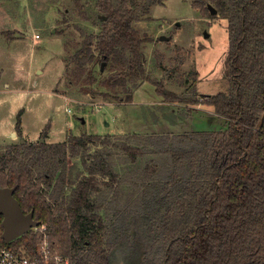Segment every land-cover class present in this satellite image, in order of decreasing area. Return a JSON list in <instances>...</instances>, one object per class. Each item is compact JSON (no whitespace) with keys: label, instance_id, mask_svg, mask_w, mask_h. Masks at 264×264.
Wrapping results in <instances>:
<instances>
[{"label":"trees","instance_id":"trees-1","mask_svg":"<svg viewBox=\"0 0 264 264\" xmlns=\"http://www.w3.org/2000/svg\"><path fill=\"white\" fill-rule=\"evenodd\" d=\"M162 2L94 0L100 30L83 33L69 56L72 65L64 66L68 83L84 84V92L92 95L130 102L133 87L148 81L171 108L184 106L182 116L204 105L223 126L171 136L133 132L120 142L109 135L69 133L66 140L47 142V124L38 141L18 140L0 152V186H16L13 195L22 211L33 210V218L46 225L51 244L73 264H110L108 250L128 239L122 231L126 228L141 242L145 264H264V0L191 1L202 15L227 21L230 90L212 95L196 91V71L189 75L193 83L178 93L146 70L143 46L151 38L134 23ZM94 61L109 65L105 91L92 86L97 81ZM21 112L15 123L19 135ZM92 141L99 143L90 151ZM111 147L132 165L146 151L168 155L165 166L161 158L143 163L140 184L131 186L139 189L136 203L122 209L123 178L111 164ZM67 156L79 157L82 171L66 192ZM131 169L137 168L124 172ZM102 187H110L117 198L114 214L123 215L125 222L131 216L124 228L107 225L103 203L92 198ZM2 219L0 214V248L36 245L31 229L5 241Z\"/></svg>","mask_w":264,"mask_h":264},{"label":"rangeland","instance_id":"rangeland-1","mask_svg":"<svg viewBox=\"0 0 264 264\" xmlns=\"http://www.w3.org/2000/svg\"><path fill=\"white\" fill-rule=\"evenodd\" d=\"M191 1L163 0L161 5H153L147 16L134 23L141 35L151 38L143 46L146 70L178 93L193 83L189 77L192 71L198 74L195 84L198 93H228L230 79L227 53L230 44L226 18L202 15L198 9L191 7ZM99 19L100 13L94 0H0V83L4 81L5 70L11 71L7 78L21 75L23 66L16 58L22 55L26 66L34 74L30 81L32 89L25 86L22 91H8L0 97V144L8 142L9 138L3 135L15 125L20 110L21 135L16 131L15 134L23 139L24 132V138L35 139L33 142L39 140L47 124L46 141L66 140L69 133H96L109 135L110 140L120 142L126 140V136H131L132 131L145 135L196 131L197 128L192 126V117L199 120L196 124L199 126L205 113L220 120L210 107L201 105L195 115L183 116L184 106H173L165 112L167 116L171 112L180 115L176 125L170 126L166 119L160 122L157 104L162 103V97L148 81L138 85L140 90L133 93L130 102L118 101L99 93L92 95L84 92V84L68 83L64 66L66 63L72 65L69 56L80 46L83 33L100 30ZM36 34L39 36L35 37ZM163 34L168 39L160 40ZM29 52L32 55H28ZM180 58L178 63L177 59ZM101 64L98 61L92 63L93 74L97 77L92 86L105 91L103 81L110 69L106 62L103 66ZM17 84L21 86L19 81ZM136 88L135 85L133 91ZM121 95L124 96L123 93ZM200 127L204 129L207 126ZM94 143L89 142L90 151L99 142ZM8 145H3L0 152ZM121 153L116 148L111 149V164L123 178L118 199L122 209L123 204L136 203L135 194L139 189L134 191L135 186H131L133 183L140 184L139 168L143 163L151 158H161L165 166L168 155L164 153L161 157L160 154L146 151L137 164L132 165L125 164V157H119ZM130 166L137 169L125 173L124 170ZM65 167L64 190L67 192L81 174L80 158L67 156ZM92 198L103 203L101 213L107 225L119 224L124 228L125 224H129L131 216L125 222L123 215L114 214L117 198L112 195L110 187H102L99 192L92 194ZM122 231L128 235V239L108 250L110 264H145L144 248L135 237L134 230L126 228Z\"/></svg>","mask_w":264,"mask_h":264},{"label":"built area","instance_id":"built-area-1","mask_svg":"<svg viewBox=\"0 0 264 264\" xmlns=\"http://www.w3.org/2000/svg\"><path fill=\"white\" fill-rule=\"evenodd\" d=\"M39 35L36 34L35 37ZM36 245L28 247L3 246L0 248V264H73L70 258L59 253L51 244L45 224L31 228Z\"/></svg>","mask_w":264,"mask_h":264},{"label":"crops","instance_id":"crops-1","mask_svg":"<svg viewBox=\"0 0 264 264\" xmlns=\"http://www.w3.org/2000/svg\"><path fill=\"white\" fill-rule=\"evenodd\" d=\"M28 55H32L31 52H29ZM16 59H18V62L19 63H22L21 66H23V69L21 70V75L16 76V77L14 76L12 78H9V77L7 78L6 76H10L9 73H11V71L5 70L4 81H3L2 84L0 83V97L2 95H4V94H7L8 91H22L25 88V86H29L30 89H32V86L30 85V81L34 77V74L26 66L25 59H24V56L23 55L20 56V57H17ZM8 70H11V69L9 68ZM16 71H19V70H16ZM17 81H19L21 83L20 84L21 86H19L17 84ZM18 88H20V89H18ZM139 90H140V88L137 87L135 89V91H133V93L134 92L137 93ZM0 100H2V99H0ZM161 100H162V103L161 104H159V103L157 104L159 106L160 122L163 121L164 119H166L168 121V123H169L170 126L176 125V123L179 121L178 120V117H175V116L170 115L169 112H168L169 116H166L165 113H167V112H165V111H169L172 108L170 107V104L169 103L163 102V99H161ZM205 110L206 111L207 110L210 111L212 109L210 108V110L209 109H205ZM212 113L214 114L213 110H212ZM194 115H195V113H194ZM204 115H205V117L202 119V121L200 120V125L199 126H197L198 125L197 123H199V120H196V117H192V120L191 121H193V124H192L193 128H197V130L198 129L200 130V129H202L200 126H207L204 129L214 130V129L218 128L219 126H223L224 123L223 122H220L219 123L220 120H218V118H215L214 116H211V115L210 116H207L206 113ZM14 126L11 128V130H9L7 133H5L3 135L4 138L8 137L9 140H8V142H2V144H0V149L1 150L3 149L2 148L3 145H8V144L10 145V144L16 143L18 140L21 141L22 138L21 137H18L16 134H14L15 133ZM193 130H195V129H193ZM132 132H137V131H132ZM172 133L173 132H170V134H172ZM24 136L25 135H24V132H23V139L25 141H27V142H33L35 140V139H33V140H26L24 138ZM47 142H53V140L51 139V141H47Z\"/></svg>","mask_w":264,"mask_h":264},{"label":"water","instance_id":"water-1","mask_svg":"<svg viewBox=\"0 0 264 264\" xmlns=\"http://www.w3.org/2000/svg\"><path fill=\"white\" fill-rule=\"evenodd\" d=\"M209 9L212 14H215L216 9L211 6H209ZM159 39L165 40L168 39V36L163 34ZM104 62H102L101 66H103ZM21 142H24V140L21 139ZM15 187L0 186V214L3 215L2 238L7 242L22 235L38 224V221L33 218V210L28 213L22 211L18 200L13 195Z\"/></svg>","mask_w":264,"mask_h":264}]
</instances>
